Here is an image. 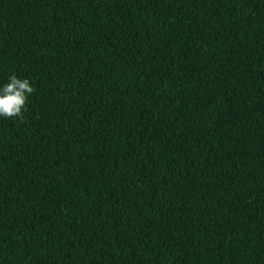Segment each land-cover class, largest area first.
Masks as SVG:
<instances>
[{
  "label": "trees",
  "instance_id": "16d2710c",
  "mask_svg": "<svg viewBox=\"0 0 264 264\" xmlns=\"http://www.w3.org/2000/svg\"><path fill=\"white\" fill-rule=\"evenodd\" d=\"M0 264H264V0H0Z\"/></svg>",
  "mask_w": 264,
  "mask_h": 264
},
{
  "label": "clouds",
  "instance_id": "9594fccd",
  "mask_svg": "<svg viewBox=\"0 0 264 264\" xmlns=\"http://www.w3.org/2000/svg\"><path fill=\"white\" fill-rule=\"evenodd\" d=\"M36 91L28 78L12 74L8 82L0 87V117L24 120L30 96Z\"/></svg>",
  "mask_w": 264,
  "mask_h": 264
}]
</instances>
